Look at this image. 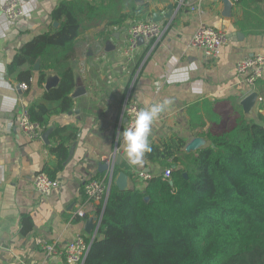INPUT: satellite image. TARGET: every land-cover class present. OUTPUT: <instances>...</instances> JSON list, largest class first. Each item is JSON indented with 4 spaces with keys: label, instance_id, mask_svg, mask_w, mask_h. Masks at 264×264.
<instances>
[{
    "label": "crops",
    "instance_id": "0c3cea01",
    "mask_svg": "<svg viewBox=\"0 0 264 264\" xmlns=\"http://www.w3.org/2000/svg\"><path fill=\"white\" fill-rule=\"evenodd\" d=\"M61 1L22 0L25 14L15 23L7 22L0 12V264H66L59 257L46 256L34 240L42 237L64 248L77 233L89 240L96 237L97 222L92 228L86 222L99 217V206L85 201L86 180L106 178L113 166V170L128 176L130 188L134 182L139 184V172L147 171L151 176L162 173L158 163L145 160L140 167L128 162L120 137L126 124L123 107L127 99L143 110L169 101L153 125L150 145L173 137L187 144L208 130H224L221 111H227L228 106L233 114L232 105L240 106L252 92L258 94L254 114L264 116V79L250 86L235 74V64L242 56L264 53V34L243 35L237 28L235 23L242 17L237 0H133L137 5L148 4L143 20H152L154 13L162 17L169 12L167 7L173 6L171 20L163 18L159 22L165 28L162 37L150 44L139 41L134 60L128 62L123 50L127 29L134 22L126 20L118 26L102 23L83 31L74 43L71 67L74 82L80 81L84 93L71 97L70 112L50 118L39 139L28 140L17 128L18 118L47 91L45 79L39 86L33 69L30 87L24 91L14 77L6 75V66L18 49L49 29V14ZM255 6L264 19V0ZM201 25L223 30L228 36L227 44L214 59H205L203 50L190 46ZM53 75L58 76L49 72L45 78ZM75 88L74 84L73 91ZM202 100L215 102V112L222 120L192 130L186 108ZM233 117L227 128L233 125ZM62 126L77 128V139L69 145L64 168L56 176L60 187L42 198L34 191L32 181L53 159L50 134ZM208 144L206 141L205 146ZM80 206L85 218L75 215ZM21 214H29L33 222L26 235L20 233Z\"/></svg>",
    "mask_w": 264,
    "mask_h": 264
},
{
    "label": "trees",
    "instance_id": "16d2710c",
    "mask_svg": "<svg viewBox=\"0 0 264 264\" xmlns=\"http://www.w3.org/2000/svg\"><path fill=\"white\" fill-rule=\"evenodd\" d=\"M259 2L236 1L242 17L235 24L243 35L264 34V19L255 6ZM148 7L133 0L59 2L49 14V29L18 49L6 66V75L28 89L37 61L39 86L47 73L59 76L57 86L27 109L30 119L46 128L53 115L72 110L71 60L83 31L143 20ZM215 104L202 100L187 106L192 130L221 123ZM232 112L233 125L201 133L209 144L196 152L186 153L185 142L177 137L151 144L145 160L169 168L170 178L159 174L126 191L111 183L106 204L97 209L101 219L83 264H264V116L245 117L238 105H232ZM77 135L73 126L51 132L53 159L42 168L49 178L63 170ZM32 227L31 216L21 214L20 233Z\"/></svg>",
    "mask_w": 264,
    "mask_h": 264
},
{
    "label": "built area",
    "instance_id": "2783aa9c",
    "mask_svg": "<svg viewBox=\"0 0 264 264\" xmlns=\"http://www.w3.org/2000/svg\"><path fill=\"white\" fill-rule=\"evenodd\" d=\"M0 12L9 23L17 22L25 14L22 0H3L0 5ZM164 31L165 28L162 24L152 20H140L130 24L127 29V44L123 50L124 58L128 62H132L139 47V41L142 40L144 43L150 44L152 41L159 40ZM227 42L228 36L225 31L201 25L193 34L190 46L203 50L205 59L210 60L218 56L221 48ZM235 74L250 86L264 79V53L242 56L235 64ZM19 88L24 91L28 89L25 84H19ZM141 110L143 109L135 102L129 99L125 101L123 113L126 118V124L124 129L134 123L136 114ZM17 128L30 141L39 139L45 129L44 126L30 119L26 109H23L19 115ZM161 174L166 179L170 178V169H164ZM151 177L153 176L147 172H139L137 174L138 187H142V184L150 180ZM60 183L56 178L51 179L46 173L39 172L33 178L32 186L40 197L47 198L60 187ZM110 186L109 176L102 179L91 178L86 180L83 183L85 201L104 207L109 196ZM75 215L78 218L86 217L83 206L77 209ZM99 222H97V226ZM92 241L93 239H87L84 234L77 233L64 248L57 247L54 243L42 237H36L34 243L46 256L59 257L66 264H82Z\"/></svg>",
    "mask_w": 264,
    "mask_h": 264
},
{
    "label": "water",
    "instance_id": "95a60500",
    "mask_svg": "<svg viewBox=\"0 0 264 264\" xmlns=\"http://www.w3.org/2000/svg\"><path fill=\"white\" fill-rule=\"evenodd\" d=\"M168 9V13L162 17H157V14L154 13L152 15V21L153 22H160L163 18H166L167 20H171L172 18V9L173 6L169 5L167 7ZM57 23L54 22L53 23V27H57ZM34 71H38L39 70V62L37 61L33 67ZM59 82V77L58 76H48L45 78V90H50L54 87L57 86ZM75 90L73 91V93L71 94L72 98H76L80 95H82L84 93V90L82 89L81 83L79 80H76L75 82ZM257 98H258V94L256 92H252L251 94H249L247 97H245L241 102H240V106L242 107V113L245 117H252L254 115V111H255V107H256V103H257ZM47 135V133L45 134V136ZM122 138V134L120 136ZM207 139L202 138V137H195L193 138L189 143H187L184 147V151L186 153H190V152H196L197 150L203 148L206 144ZM120 158L117 157V160H119ZM118 164V162H117ZM107 166H100V169H105ZM147 172V171H145ZM148 173V172H147ZM108 176L110 178V183H113L119 191H126L129 189L128 187V176L123 173V172H119L117 174V176H114V170H113V166L109 169L108 172ZM186 176V175H185ZM101 219L100 217H94V218H89L88 221L86 222L87 226H90V228H92V223L94 221L99 222ZM92 243V242H91ZM83 264V263H82Z\"/></svg>",
    "mask_w": 264,
    "mask_h": 264
},
{
    "label": "clouds",
    "instance_id": "9594fccd",
    "mask_svg": "<svg viewBox=\"0 0 264 264\" xmlns=\"http://www.w3.org/2000/svg\"><path fill=\"white\" fill-rule=\"evenodd\" d=\"M168 103L169 101H164L139 111L134 123L123 130L124 150L131 165L143 167L146 153L152 151L149 138L153 125Z\"/></svg>",
    "mask_w": 264,
    "mask_h": 264
},
{
    "label": "rangeland",
    "instance_id": "374dc122",
    "mask_svg": "<svg viewBox=\"0 0 264 264\" xmlns=\"http://www.w3.org/2000/svg\"><path fill=\"white\" fill-rule=\"evenodd\" d=\"M226 110H222V115H223V123H222V128H227L231 123H232V120H233V114L231 113V109L226 106ZM256 116V114H254L252 117L254 118ZM214 132H219V131H222L220 129H213Z\"/></svg>",
    "mask_w": 264,
    "mask_h": 264
}]
</instances>
